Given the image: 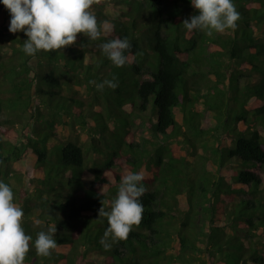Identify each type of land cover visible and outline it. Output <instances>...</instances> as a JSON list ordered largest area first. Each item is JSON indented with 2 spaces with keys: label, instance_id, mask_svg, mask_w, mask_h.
I'll use <instances>...</instances> for the list:
<instances>
[{
  "label": "trees",
  "instance_id": "trees-1",
  "mask_svg": "<svg viewBox=\"0 0 264 264\" xmlns=\"http://www.w3.org/2000/svg\"><path fill=\"white\" fill-rule=\"evenodd\" d=\"M233 3L237 28L209 36L183 26L199 14L191 0H100L91 8L106 29L100 39L80 33L28 56V37L9 31L0 0V181L33 237L24 264H264V0ZM124 37L132 48L116 67L100 45ZM113 76L115 90L89 83ZM129 87L132 104L121 95ZM141 122L151 138L136 142ZM74 123L84 134L57 136ZM198 138L203 149L179 148L186 140L197 148ZM187 161L188 202L175 210L165 196ZM129 172L145 176L143 220L105 250L108 221L98 210H110ZM196 190L211 199L199 228ZM53 226L57 248L37 255V233Z\"/></svg>",
  "mask_w": 264,
  "mask_h": 264
},
{
  "label": "clouds",
  "instance_id": "clouds-1",
  "mask_svg": "<svg viewBox=\"0 0 264 264\" xmlns=\"http://www.w3.org/2000/svg\"><path fill=\"white\" fill-rule=\"evenodd\" d=\"M2 3L11 16L9 31H22L28 37L22 46L28 56L70 46L80 33L95 41L106 31L91 11L92 6L100 3V0H2ZM191 4L199 14L182 21L189 32L200 30L211 36L213 32L235 30L238 26L240 13L233 0H191ZM131 48L132 43L127 37L113 38L100 45L102 53L116 67L128 62L125 53ZM89 83L99 91L106 86L113 90L119 86L115 76L102 83ZM144 179V174L139 172L124 175L110 210L106 211L103 206L98 210V217H106L108 221L100 240L105 250H110L119 241L127 240L133 227H138L142 222L144 205L140 198L147 190L143 185ZM23 219L24 211L15 202L11 186L0 181V264H24L33 237L25 233ZM56 231V226H53L37 233L34 241L37 255H52L57 248L54 238Z\"/></svg>",
  "mask_w": 264,
  "mask_h": 264
},
{
  "label": "rangeland",
  "instance_id": "rangeland-1",
  "mask_svg": "<svg viewBox=\"0 0 264 264\" xmlns=\"http://www.w3.org/2000/svg\"><path fill=\"white\" fill-rule=\"evenodd\" d=\"M258 77H259V73L258 72H253V73L250 74L249 79L255 81V80L258 79ZM112 92L115 94V97H111V102L113 101V103H112V105H113L114 103H117L118 92H114V91H112ZM121 95L124 97L125 102L128 103V104H132V103H134V101H137L136 89H132L131 87H129L128 89H126V88L123 89L122 92H121ZM134 115H135V113L132 114L131 119H133ZM123 128H124V122L121 125L120 132H122ZM76 134H78L80 136L82 134H84L83 133V128L81 126H79L78 123L77 124L74 123L73 125H71V126H69L67 128H64V127L60 126V127H58V130H57V136H59L61 138H66V137H69V136L72 138ZM143 138H146V139H150L151 138L150 133L148 131L147 123H145V122H141L140 124H138L137 127L135 128V131H134V140L136 142H141V140ZM195 140H194V142L197 145V148H193L192 147V143L189 142L188 140L185 141L186 145H187V148H183V146L181 145L182 143L180 144L179 148L182 149V150L188 151V152H196L195 151L196 149H200V148L203 149V146L205 144H207V141L203 140L202 138H198L196 141ZM88 141L89 140L86 139V140L81 141V142L84 143L85 146H86ZM211 142H209V144ZM147 145H148V148H152V145L150 143H148ZM164 151L168 152V150H166V149ZM189 160H191V159H189ZM190 162H192V161H190ZM187 166H191L189 161H187V163H185V165L182 167V169H183L182 172L185 174V176H184L185 178L176 179L177 181L176 180L170 181V185L171 186H169L167 188V195L165 197L170 201L171 204H174V209L175 210L178 208V204L179 203L187 204V202H188V197L186 195L189 192V187L187 185V180L188 179L186 178V176L189 174V172L185 169ZM205 173H207L206 172V168H205ZM201 175H202V172H201ZM173 176H177V175H175L173 173ZM200 178H201V176L199 177V179L198 178L196 179V182H197L196 184H200L201 181H204V180H202ZM206 192L207 193L205 195V194H201L200 191L198 192L196 190L194 192V194H193L194 196L192 195L195 198V202H194V205H193V210L197 211V216H195V217H198V224H197L198 228L200 227V225L203 222V219L205 217L204 214H206V215L208 214L206 212V208H208L209 200H211V199H210V196H209L210 194L208 193V191H206ZM216 197L217 196H215L214 201H216ZM220 203H223V202H220ZM215 204H217V202H215ZM180 210H184V208H181ZM181 215H183L182 211H181ZM204 229H206V226L204 227Z\"/></svg>",
  "mask_w": 264,
  "mask_h": 264
}]
</instances>
